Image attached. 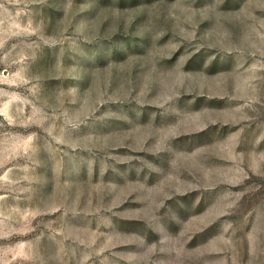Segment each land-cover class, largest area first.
Returning <instances> with one entry per match:
<instances>
[{
  "label": "rangeland",
  "instance_id": "obj_1",
  "mask_svg": "<svg viewBox=\"0 0 264 264\" xmlns=\"http://www.w3.org/2000/svg\"><path fill=\"white\" fill-rule=\"evenodd\" d=\"M0 264H264V0H0Z\"/></svg>",
  "mask_w": 264,
  "mask_h": 264
}]
</instances>
